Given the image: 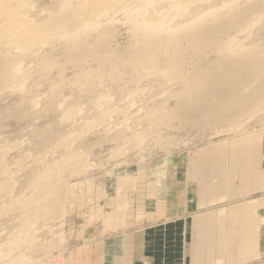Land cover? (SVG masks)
<instances>
[{
	"label": "rangeland",
	"instance_id": "rangeland-1",
	"mask_svg": "<svg viewBox=\"0 0 264 264\" xmlns=\"http://www.w3.org/2000/svg\"><path fill=\"white\" fill-rule=\"evenodd\" d=\"M61 1L65 2L36 1V9L41 6L40 10H47L45 13L38 12V17L44 19L47 12L62 5ZM152 1L154 7L161 6L163 9L165 2ZM209 1L190 0L185 6L186 12L195 8L200 10L195 14L201 13L203 4L202 12L205 13V10L221 5L222 0ZM246 1L249 5L250 0ZM257 3H251V10L260 15L263 6L261 2ZM144 4L142 0H121L114 11L93 16L89 32L82 37L83 52L77 55L69 52L71 44L58 40L52 46H34L32 55L20 63L21 49L14 47L7 50L0 45V56H9L11 77H15L0 86V137L6 143L14 142L12 146L24 144L33 156L31 163L30 159L20 157L21 153L16 148L7 161L10 163L12 157L25 160L16 161L13 158L15 163L10 164L11 167L17 164L19 173L16 172L20 176L28 169L30 171V166L36 168L29 178L21 176L20 182L24 185L19 182L16 194L23 192L20 195L22 198L25 189L38 183L48 168H58L63 157L66 161L68 157L82 155L81 159L75 157L78 161L72 158L73 163L70 161V164L67 162L59 167V182L63 184L64 192L61 204L57 201L51 211L59 208L60 212L56 218L49 217L51 222L48 226L39 229L38 239L44 249L41 251L43 256L39 253V257L49 264H78V254L93 248L94 225L102 224L99 213L111 211V200L115 199L116 191L132 190L130 198L133 201L142 202V196L146 200V208L142 211L148 209L155 212L158 192L164 193L166 181L172 183L170 175L173 176L171 173L176 171L181 179L180 186L185 188L189 181L195 184L201 206L205 208L207 205V211L215 216V220L224 212L230 220L244 216L245 229L238 234V258L240 263H247L259 256L253 238V224L260 210L264 220V73L256 84L257 92L263 94L261 105L250 113L245 107L237 112H224L244 103L238 86L225 87V84H216L211 90L210 98L213 103H220L219 108L205 112L200 108L191 109L187 114L179 113V108L188 101L183 95L191 80H197L198 76L201 78L202 74L211 75L227 62L224 59L229 53L222 48L230 40L226 36L231 37L233 44L238 40L236 46L247 40L256 43L253 45L261 43L264 15H261V22L258 21L256 27L250 30L251 34L257 33L253 38L241 36L233 30L229 34L227 31L226 36V33L214 34L216 38L211 32H203L198 35L199 42L196 36L191 35L192 39H197H191L193 44L182 36L180 43L174 47L168 43L167 31L158 33V37L151 42H148L144 32H139L138 23L147 20L149 15L146 13L149 7L145 8ZM209 4L214 6L209 8ZM162 9L157 13L167 12ZM221 11L228 12L227 8ZM181 16L177 20L181 21L180 24L190 21H184L185 15ZM241 18L245 19L246 15L242 13ZM233 34H239L243 43ZM252 43H249L251 47ZM151 54L155 56L153 62L147 61ZM152 66L157 68V72L148 70ZM253 92L248 90L245 94L250 96ZM103 115L106 116L104 120L101 118ZM74 119L79 121L77 126ZM243 137L254 139V143L241 147L239 139ZM64 147H70L71 154L62 156ZM23 162L25 166L29 163V166L21 167ZM206 192L210 196L207 202L202 198ZM134 195L137 196L134 198ZM2 205L1 209L6 204ZM138 205L136 210L140 212L141 204ZM239 207L245 210L240 211ZM1 209V234L8 232L12 223H22L20 220L24 215L21 211V214L14 210L11 212L5 207L1 214ZM198 216L195 218L198 219ZM11 218L16 221L11 223ZM40 223L43 226L45 222ZM262 231L264 234V225ZM219 232L216 230V235ZM238 235L230 231V252L236 249L234 241ZM187 245L189 255L190 244ZM260 249L259 260L247 264H264V237ZM230 258L232 260L233 256L230 255Z\"/></svg>",
	"mask_w": 264,
	"mask_h": 264
},
{
	"label": "bare ground",
	"instance_id": "bare-ground-1",
	"mask_svg": "<svg viewBox=\"0 0 264 264\" xmlns=\"http://www.w3.org/2000/svg\"><path fill=\"white\" fill-rule=\"evenodd\" d=\"M36 1L38 0H0V45H2L7 50H10L14 47H16V49L18 50L21 49L22 52L20 56V61H18L20 63L22 60H25L26 58H29L32 55L33 52H31L32 51L31 49L34 46L40 44H43L42 46L44 45L52 46L58 40L64 41L66 42V44L69 43V45L71 44L70 48L69 47L68 48L70 50L69 52L72 53L73 55L82 53L83 52L82 37L89 32L92 26L93 16H98L99 14L101 15L106 12L114 11L121 2V0H76L75 1L76 3L74 4L73 2L74 0L73 1L70 0L73 2V4H71L72 2L68 0L69 2L67 3L66 2L67 0H65L67 4L61 1L62 3L60 4L62 5L57 6L58 8L56 7L55 10L53 11L47 12L46 17L44 19H41L40 17H38V12L45 13L47 10H44V8L40 10L41 6L40 7L38 6L37 9L39 10L35 11L37 7L36 5L38 3V2L36 3ZM159 1L165 2V5L163 4L164 7L162 6L163 9L161 8V6L154 7V2L152 0H142V2L145 3L143 6H145V8L146 6L149 7V11H146V13L149 15L147 20L145 19L144 21L138 23L137 29L139 30V32L142 33L144 32L145 34L144 36L148 38L147 39L148 42H151V40L153 41V39L158 37V33L162 31H167V33H169L168 43L173 44L174 47L177 46L180 37L185 36L187 37L188 41H191L192 39L191 35L194 38L196 36V38L198 39L199 38L198 35L201 33L203 34V32H206V34L208 32H211V34L213 33L212 35L213 37L214 34L217 35V34H225V33L226 36L227 31L229 34V32H232L231 30H233V32L236 31V33L242 34L241 36L247 35L248 37H252V36L255 37L254 34L256 35L257 33L251 34L252 32L250 33V30H252L253 27L258 24V21L261 20L262 17L261 15L262 14L264 15V0H250V2L248 1L250 3L249 5L245 3L244 0H222L220 3L221 5L219 6L217 5L218 7H216V5L214 6V4L207 5L208 7L214 6L216 8L212 7L210 10L207 9V11L206 10L204 11L205 13L202 12V9H204V7L202 8L203 6L202 4V6L200 7L201 13L198 14L195 13H197L200 10L196 11L195 8H194L195 10L194 12V10L193 11L189 10L188 7L187 11L189 10V12H186L187 7L185 6L190 2V0H178V1L159 0ZM256 2L258 3L261 2L263 6L262 8L263 13L260 15H255L256 12L254 13L251 10V6H252L251 3L256 4ZM212 3L214 2L212 1ZM225 8H227L228 12L223 13L221 10H225ZM161 9L162 11L166 9L167 12L157 13ZM135 10L137 11V9ZM146 13L145 15H147ZM242 13L246 15L245 19L241 18ZM181 15H185L183 17L184 21L185 19L186 20L189 19L190 21L189 22L182 21L183 24L182 23L180 24L181 21L179 22L177 20L181 19L179 18ZM223 22L226 23L223 24ZM189 31L190 33L192 31V34H189ZM239 34L236 35L238 36ZM236 35L233 34V37ZM259 35L257 36L259 37ZM262 36L260 37L261 39L258 38L260 39L261 42L258 45H255L256 44L255 42H253L255 43L253 45V43L251 42L252 40L251 41L247 40L248 37L246 38L247 42H245L238 36L240 38L239 40L240 41L242 40L244 42L243 43L241 41L243 44L241 45L239 44L238 46L235 45L238 42V40L235 44H233L234 41L233 42L231 41L232 40L231 37L226 36L230 40H227V42L224 43L225 47L222 46V48L223 49L225 48L228 51L227 53H229L228 58L225 57L226 59H224V61L226 60L227 62H225V64H221V70L219 69L217 72L211 75L210 74L203 75L201 73L203 78L202 77L200 78L198 76L199 80L198 78H197L198 81L195 79V81L197 82H195L194 80L193 82L191 80L192 83H190L191 82L190 81L188 85L186 84L187 88L185 90L183 98L184 96H186L187 97L186 100L188 101L184 100V102L186 101L185 102L186 104L182 107L181 105L183 103L179 101L182 103L179 108L180 111L179 113L187 114V112H189V110L191 111V109L198 110L200 108L205 112L207 110L210 111L219 108L220 103L214 101L215 103L214 104L213 99L210 98L211 90L216 84H222V85L225 84V87L226 85L227 87L238 86V93L240 94V98L243 99L244 101V103L242 104L225 109L224 112L225 111L237 112L240 111L243 107H245L246 109L249 110L250 113L251 111L254 110L255 107L261 105L260 97L263 94H259V92H257L256 84L257 81L260 82L262 75L264 73V40H263L264 36L263 37ZM185 37H183V40ZM207 37H209V35ZM213 38H216V36ZM187 39H185V41H187ZM254 39L253 41H255ZM192 40L196 41L195 39ZM199 41L200 40L198 39V42ZM221 41L224 42V40ZM190 43H192V41ZM249 43L250 44L252 43L253 47H251ZM191 46L193 47V45ZM154 57L155 56L152 54L149 55L150 59L147 58V61L153 62ZM0 59L2 61V64H0V86H1L3 82H8L14 79L15 77H11L13 76V73L9 68L10 66H12L11 65L12 62L9 61V56H6L5 54L4 56H0ZM45 64L42 63L41 65L46 66ZM222 65L224 68H222ZM152 67L151 68L149 67L148 70L152 72H157V68H155L154 66ZM248 90H253L254 94H251L250 96L245 94L246 91ZM250 98L252 100H250ZM199 105L200 107H198ZM97 109L98 108H96L95 110ZM102 110L104 111L105 109ZM102 110L100 111L101 113H103ZM104 116L105 115L101 117L103 118V120L106 117ZM222 118L223 117L221 116V119ZM74 122L77 121H75L74 119ZM78 122L77 124L75 123L74 124L77 126ZM239 140L241 141V147L249 145L250 143H254V139H250V137H243L242 139ZM13 143L14 142H10V141L6 143L0 137V203H2L3 201L6 202L5 203L6 205L5 204L3 205L0 204V205H2L1 207L5 205L6 209L5 207L3 209L7 210L8 208L9 210H11V212H13V210L14 212L18 211L20 214L22 212V216L24 215V218L20 220L22 221V223H20L18 221L19 218L17 217L18 218L17 221L19 223L17 222L16 224L12 223L14 220L11 218L12 226L10 223L9 226L11 227L9 228L8 232L3 231L4 233L2 234L0 233L1 234L0 264H46V263L49 264L50 262H46L45 259L43 260L42 257H39L40 256L39 253L41 254V251L43 252L44 250L43 244H40L39 243L40 241L38 239L39 229L48 226L51 222L49 217L53 216V218H56L57 213L60 212L59 208L56 211L55 210L51 211L52 207L55 205L57 201L59 205L61 204L62 195L64 192V186L61 182H59V177L61 176L59 167H61L63 164L64 165L68 164L70 161L72 162L73 160L72 158L78 157L81 159L82 155L77 156L75 154L76 156L68 157V158L66 155L67 158L66 161H64L65 159L64 157L63 158L61 157L63 161H61V163L59 164L60 166L58 168H53V167L48 168L47 173H45L46 175L43 176L38 183H34L33 185H30L29 189H25V195L23 194L24 197L22 196V198H20V195L23 193L20 192L21 194L17 193L19 194L17 198L16 192L19 191L20 188L19 185L23 183L20 182L21 178L22 177L29 178L30 175L33 174V172L36 170V168L32 169V166H30L31 167L30 171L29 169L28 171L26 169L27 172L23 174L20 173L21 176L23 175L22 177L18 174L19 172L16 170L17 164L14 165L15 162L13 161V158L15 159V157L10 158L11 160L10 163L9 160L7 161L8 157L12 156V155L10 156L11 151L12 152L13 150L16 151L15 149L17 148L21 153L20 157H23V159L24 157L30 159L33 156H31L29 150L24 144H18L12 146ZM65 146H69V144ZM43 147H45V143L43 144ZM70 150H71L70 147H64L62 156H64L67 153L71 154L70 152L72 151ZM76 152L77 151H75V153ZM16 158L18 161L22 160V159L21 160L18 159V157ZM78 158L75 159L77 160ZM27 159L26 161H28ZM12 162H14L13 165L15 167L10 166ZM23 163L20 164V166L21 165L25 166V162ZM29 163H27L28 165L26 164V166H29ZM31 163H33V161H31ZM74 163H76V161H74ZM23 169L24 168H22L21 170ZM17 185L19 186V188L17 187ZM24 188H26V186ZM22 189L23 188H21L20 190ZM28 190H30V192H28ZM26 193H28V195ZM231 207L233 208L234 206ZM239 208L240 211L245 210V208L243 207H239ZM3 209H1V214ZM59 217L60 216H58L57 218ZM40 222H45V223L42 226ZM38 258H41V260Z\"/></svg>",
	"mask_w": 264,
	"mask_h": 264
},
{
	"label": "crops",
	"instance_id": "crops-1",
	"mask_svg": "<svg viewBox=\"0 0 264 264\" xmlns=\"http://www.w3.org/2000/svg\"><path fill=\"white\" fill-rule=\"evenodd\" d=\"M171 174L172 183L167 180L164 193L158 192L155 212L142 211L146 208L142 195V202H138L130 198L132 190L116 191L115 199L111 200V211L99 213L103 225H94L93 248L78 254V264H247L259 260L264 237L261 210L253 224L259 256L240 263L238 245L240 231L246 225L244 216L230 220L224 212L215 220V216L207 211V205L201 206L195 184L189 181V187L187 184L183 188L179 185L178 172ZM204 194L202 198L207 202L210 196L207 192ZM139 203L140 212L136 210ZM216 230L220 231L217 235ZM230 231L239 234L233 252L228 249Z\"/></svg>",
	"mask_w": 264,
	"mask_h": 264
}]
</instances>
